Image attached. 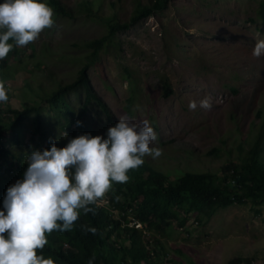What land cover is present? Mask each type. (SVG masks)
<instances>
[{
    "label": "rangeland",
    "instance_id": "rangeland-1",
    "mask_svg": "<svg viewBox=\"0 0 264 264\" xmlns=\"http://www.w3.org/2000/svg\"><path fill=\"white\" fill-rule=\"evenodd\" d=\"M60 1L73 17L53 12L54 27L17 46L20 52L8 65L15 74L3 84L13 109L38 106L46 92L73 82L91 62V84L113 119L96 104L89 106L85 122L97 136L107 139L121 116L133 123L147 120L157 134L150 147L162 155L145 159L173 180L204 172L223 179L227 164L240 166L261 129L256 114L264 115V56L253 55L256 43L264 40V0H168L163 11L117 33L94 60L85 43L106 36L111 23H129L154 0ZM168 88L171 93L165 96ZM206 96L212 98L210 110L199 106ZM84 101V96L81 101L70 97L77 110ZM190 101L197 102L195 111L189 110ZM50 116L55 113L48 112ZM35 131L32 115L16 133L5 132L3 142L13 152H42ZM23 175L11 170L5 189ZM129 219H136L133 212ZM183 227L175 223L160 234L151 233L167 264H264V206L248 201L222 208L210 220L193 216ZM127 241L122 233L111 242L118 248ZM83 256L79 252L75 259Z\"/></svg>",
    "mask_w": 264,
    "mask_h": 264
},
{
    "label": "trees",
    "instance_id": "trees-1",
    "mask_svg": "<svg viewBox=\"0 0 264 264\" xmlns=\"http://www.w3.org/2000/svg\"><path fill=\"white\" fill-rule=\"evenodd\" d=\"M38 2L45 3L54 13L63 17H73L60 0H38ZM3 3L4 0H0V4ZM167 3L168 0H154L151 5L139 8L129 23L123 25L111 23L106 36L85 43L86 48L91 50L93 60L97 59L99 52L117 33H126L142 21L163 11ZM260 14L264 21V2L261 4ZM3 31L6 30L0 29V33ZM9 43L13 45L12 51L5 59L0 60V83L14 76L15 69L8 65L20 52L14 41L10 40ZM34 55L32 53L31 56ZM90 66L91 62L85 63L73 82L58 83L55 89L46 92L38 106H26L22 111L16 110L11 107L10 98L4 102L6 108L0 104V211L7 194L4 178L13 169L24 174L28 167L25 159L33 152L30 151L28 154L23 150L13 152L7 149L3 142L5 132L16 133L17 129L34 115L37 144L44 148L42 150H45V147L50 150L53 143L57 148L62 149L70 140L81 135L97 136L92 127L85 122L90 105L96 104L110 121L113 120L111 110L93 89L88 74ZM36 67L40 68L41 63L36 64ZM170 93L168 88L165 96H169ZM71 96H76L79 101L84 96L85 101L78 110L71 104ZM48 112H54L55 117H47ZM256 118L262 120L256 142L248 150L240 166L233 162L226 165L227 171L223 179H219L214 173L204 172L186 173L173 180L172 177L151 167L143 157L144 163L127 173L129 179L126 183H112L111 189L106 194L110 197L111 205L119 213L134 209L136 219L146 223L153 232L159 234L175 223L183 227L193 216L200 222L203 218L210 220L220 209L244 205L248 201L257 206H264V162L261 160L264 152L262 145L264 115L258 112ZM77 121L81 122V126H77ZM54 126H58L61 132L56 131ZM64 132L70 133L69 137L63 136ZM14 139L19 144L17 135ZM23 177L20 180H23ZM89 207L93 210L87 214L79 210V218L70 231L55 230L46 234L48 243L42 250L38 249L37 254L46 259L52 258L54 264H141L142 262L156 264L158 261L167 264L165 255H161L156 250V259L151 258L146 247L149 242L144 241L139 231L129 227L122 228V222L102 208L95 205ZM124 220H127V216ZM58 223L62 225V222ZM122 233L127 234L128 241L124 245L119 242L120 246L116 248L109 241L121 237ZM154 242L156 245L160 243L158 238ZM79 252L84 254L82 260L75 259Z\"/></svg>",
    "mask_w": 264,
    "mask_h": 264
},
{
    "label": "clouds",
    "instance_id": "clouds-1",
    "mask_svg": "<svg viewBox=\"0 0 264 264\" xmlns=\"http://www.w3.org/2000/svg\"><path fill=\"white\" fill-rule=\"evenodd\" d=\"M52 27L53 10L45 3L4 0L0 4V29L6 31L0 33V60L12 51L10 40L17 46H26L37 40L43 30ZM253 55L264 56V40L256 43ZM8 99L4 84L0 83V102ZM199 106L210 110L211 96L201 100ZM196 108L197 102L190 101L189 110ZM77 126H81V122L77 121ZM156 140L157 134L147 120L133 123L121 116L119 122L108 129L107 139L85 134L70 140L62 149L53 143L50 150L33 151L23 180L9 187L4 211H0V264H54L52 258L37 254V250L48 243L46 234L55 230L70 231L79 218V210L87 214L93 210L90 205L120 220L122 228L139 231L144 241L149 242L146 247L151 258L156 259L153 231L146 223L129 219L134 209L119 213L106 195L113 182L128 181L127 173L140 167L143 157L156 159L162 155L160 149L150 147ZM156 264L166 263L158 261Z\"/></svg>",
    "mask_w": 264,
    "mask_h": 264
},
{
    "label": "built area",
    "instance_id": "built-area-1",
    "mask_svg": "<svg viewBox=\"0 0 264 264\" xmlns=\"http://www.w3.org/2000/svg\"><path fill=\"white\" fill-rule=\"evenodd\" d=\"M141 225H137V227H140Z\"/></svg>",
    "mask_w": 264,
    "mask_h": 264
}]
</instances>
